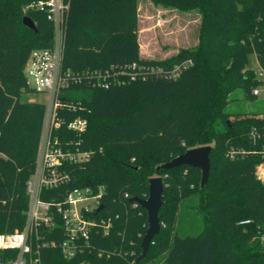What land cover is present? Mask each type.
<instances>
[{"label": "trees", "instance_id": "obj_1", "mask_svg": "<svg viewBox=\"0 0 264 264\" xmlns=\"http://www.w3.org/2000/svg\"><path fill=\"white\" fill-rule=\"evenodd\" d=\"M39 1L0 0V233L26 225L27 182L43 133L46 104L23 99L36 92L25 74L32 51L52 47L56 36L47 7L31 6ZM65 1L62 70L75 79L61 98L76 109L61 113L65 121L57 134L63 144L92 157L66 164L71 181L44 189L41 198L57 202L76 187L104 189L102 208L92 213L98 225L84 251L69 259L59 244L42 247L43 264H264V182L257 175L262 157L251 138L252 129L264 125V113L227 111L237 88L254 99L263 83L249 56L256 54L264 71V0H152L203 15L200 44L160 59L141 56L139 0ZM26 16L37 30L24 24ZM188 59L193 63L176 79L157 72ZM78 116L88 120L83 133L68 128ZM205 145L213 146L205 186L198 167L158 170ZM232 148L247 153L231 158ZM154 176L165 177L162 226L147 256L136 261L149 222L131 198H147ZM187 200L202 216L196 235L178 231ZM54 229L64 231L60 218ZM55 230L42 227L41 234L59 243L66 235L59 231L55 237ZM17 253L0 251V264Z\"/></svg>", "mask_w": 264, "mask_h": 264}, {"label": "built area", "instance_id": "obj_2", "mask_svg": "<svg viewBox=\"0 0 264 264\" xmlns=\"http://www.w3.org/2000/svg\"><path fill=\"white\" fill-rule=\"evenodd\" d=\"M37 8L47 7L49 17L56 24V36L54 45L50 48L35 49L32 51L25 66V74L28 86L38 93L48 96L46 100V115L43 133L34 174L27 182V191L30 196L27 211L26 225L22 230L13 233L0 234V251L11 249L17 250L15 258H8L3 264H43L40 249L46 246L60 245L64 255L71 259L76 257L91 239L92 230L98 223L93 216V211L101 205L100 191L94 193L91 188H73L68 191L64 198L57 202L44 201L41 198L44 189L58 188L71 181V175L66 169V164H83L91 160L92 152L82 151L79 147L71 148L70 143L63 144L57 131L62 127L65 117L61 114L65 109L75 110L76 105L66 102L61 98L64 88L70 85L71 79H75L71 73L63 72V44L62 28L63 15L69 7L65 0H47L32 4ZM193 61L188 59L176 64L172 69L165 72L160 69L158 73L168 78L176 79L187 69ZM263 78L264 71H259ZM109 87V82L104 83ZM256 95L260 90L254 91ZM264 115H261L263 117ZM88 127V120L82 116L68 122V128L77 133H83ZM251 138L259 143L262 162L257 166V175L264 182V125L254 127ZM246 150L231 149L228 155L237 158L245 155ZM128 196V195H127ZM62 220L64 231L54 229L58 219ZM249 222L246 220L245 223ZM42 227L47 232L61 231L66 235L59 243L56 239H47L41 234ZM109 225L104 226L107 233Z\"/></svg>", "mask_w": 264, "mask_h": 264}, {"label": "rangeland", "instance_id": "obj_3", "mask_svg": "<svg viewBox=\"0 0 264 264\" xmlns=\"http://www.w3.org/2000/svg\"><path fill=\"white\" fill-rule=\"evenodd\" d=\"M141 5V28L145 44L150 46L151 58H167L178 54L182 49L196 48L200 44L203 15L199 9L181 11L176 8L156 4L152 0H143ZM27 8L23 7V12ZM250 67L260 71L256 54L249 56ZM260 94L248 98L242 88H237L230 96L227 111L231 113H264V76L258 86ZM24 100L46 102L48 96L43 93H25ZM184 201L181 208L178 231L182 235H196L203 228L202 216ZM5 234V233H0Z\"/></svg>", "mask_w": 264, "mask_h": 264}, {"label": "water", "instance_id": "obj_4", "mask_svg": "<svg viewBox=\"0 0 264 264\" xmlns=\"http://www.w3.org/2000/svg\"><path fill=\"white\" fill-rule=\"evenodd\" d=\"M24 24L34 30H37L35 22L29 16L24 17ZM212 148V145L189 148L185 153L180 154L177 157L173 158L171 161L158 166V170L171 169L180 165H190L193 167H198L202 170L201 185L205 186L209 180L211 171L210 154ZM164 192L165 177L154 176L150 179L149 195L147 198H131V201L138 203L147 211L149 222V226L142 241V253L136 259V261L144 260V258L147 256L152 242L154 241V238L160 233L162 226L160 210L163 205ZM101 208L102 206H100V209Z\"/></svg>", "mask_w": 264, "mask_h": 264}, {"label": "crops", "instance_id": "obj_5", "mask_svg": "<svg viewBox=\"0 0 264 264\" xmlns=\"http://www.w3.org/2000/svg\"><path fill=\"white\" fill-rule=\"evenodd\" d=\"M143 2H144L143 0H139V42L141 46V56L145 58H151L149 56L153 54V52L150 46L145 44V40L143 39L144 35L141 28V10H142L141 5Z\"/></svg>", "mask_w": 264, "mask_h": 264}]
</instances>
